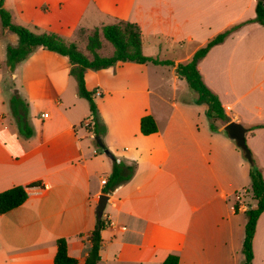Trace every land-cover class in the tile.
<instances>
[{
  "label": "crops",
  "instance_id": "obj_1",
  "mask_svg": "<svg viewBox=\"0 0 264 264\" xmlns=\"http://www.w3.org/2000/svg\"><path fill=\"white\" fill-rule=\"evenodd\" d=\"M257 2L5 0L16 23L77 45L106 24L136 22L143 52L174 65L126 61L86 71L113 159L94 144L90 103L78 94L68 56L38 47L16 67L19 85L5 82L11 31L0 19V192L39 182L27 188L23 204L0 213V264H54L62 237L69 254L86 264L99 196L106 193L102 180L111 176L115 159L132 166L133 174L106 193L108 226L98 264H161L170 253L179 254V264H244L245 212L257 205L249 192L251 163L224 120L212 129L207 105L196 103L176 65L241 23L199 67L230 119L248 128V146L264 175V24L254 21ZM15 88L29 104L30 138L12 115ZM147 114L158 125L148 135L140 126ZM253 248V264H264V212Z\"/></svg>",
  "mask_w": 264,
  "mask_h": 264
},
{
  "label": "trees",
  "instance_id": "obj_2",
  "mask_svg": "<svg viewBox=\"0 0 264 264\" xmlns=\"http://www.w3.org/2000/svg\"><path fill=\"white\" fill-rule=\"evenodd\" d=\"M0 19L6 31H12L18 35L16 45L9 43L7 46V64L10 70L14 71L18 64L26 60L38 47H46L52 52L68 56L70 59V74L76 79L78 94L86 98L90 103L93 125L89 126L97 135H104L107 131L105 124L98 118V105L94 100V92L86 86L85 74L88 69H103L117 64L118 62L133 61L137 63L152 62L154 64L174 65V61L160 59L146 55L142 47V33L140 26L136 22L128 20H118L117 22L106 24L101 28H96L88 37L87 49L92 53L89 57L78 48L75 42L65 40L56 32L36 33L30 28L18 24L13 20L12 12L5 6V0H0ZM254 21L264 24V1L258 0L256 5V17ZM241 23L224 30L210 39L204 46L199 48L193 56L176 65V73L181 79H185L190 89L196 92V103L207 105V116L210 119L212 129H216V121L224 120L226 123L232 121L220 99L204 81L203 74L199 67L200 60L206 56L209 50L216 44L223 42L226 37L237 29ZM111 42L114 52L111 55H101L99 49L103 45L102 38ZM12 115L17 124L20 134L25 138H30L34 134V127L29 118V104L19 94L18 90L10 99ZM141 132L152 134L158 131L155 118L147 114L141 119ZM227 132V131H226ZM94 144L97 148L103 149L96 138ZM250 168L252 185L249 189L252 198L256 201L255 207L246 210L247 222L245 226V238L243 242V253L245 255L244 264H253L254 261V237L260 215L264 212V175L262 168L253 156ZM133 174V167L126 165L119 160H113L112 172L104 192L108 193L119 185L128 181ZM34 182L30 186L37 185ZM30 186L15 185L0 192V213H5L23 204L29 197L27 188ZM235 208H239V200L235 201ZM108 226V222L102 216L98 219L95 228L92 230L90 239L91 249L86 258V264H98L101 259L102 231ZM180 256L177 253H170L161 264H179ZM54 264H78V259L68 252L67 238L62 237L57 240V252Z\"/></svg>",
  "mask_w": 264,
  "mask_h": 264
},
{
  "label": "water",
  "instance_id": "obj_3",
  "mask_svg": "<svg viewBox=\"0 0 264 264\" xmlns=\"http://www.w3.org/2000/svg\"><path fill=\"white\" fill-rule=\"evenodd\" d=\"M224 128L228 132L229 136L234 140H236L238 146L244 151L245 156L251 162L253 159V155L246 140V132L248 131V128L243 123L236 120H232L226 123ZM95 138L99 143V145L104 149V152L114 159V156L111 154L110 150L106 147L102 136L97 135L95 136ZM108 200H109V195L106 193H102L99 196L98 204L96 207V212L99 218L103 216Z\"/></svg>",
  "mask_w": 264,
  "mask_h": 264
},
{
  "label": "rangeland",
  "instance_id": "obj_4",
  "mask_svg": "<svg viewBox=\"0 0 264 264\" xmlns=\"http://www.w3.org/2000/svg\"><path fill=\"white\" fill-rule=\"evenodd\" d=\"M2 28H3V26H2ZM32 30H34V28H32ZM5 39H7V41H11V43L12 42H16L17 43V41H18V35L16 33L12 32V31L11 32H7V35H6V38ZM77 43H78V48L81 51L87 53V50H88L87 49V43L88 42L86 41V39L85 40L80 39V40H78ZM103 43L106 44V47L103 48V49H101L100 50V53L102 55H111L113 53V51H114L113 44L111 42H109L108 40H106V39H103ZM171 51H172L171 55L178 54L179 53V52H177V50H171ZM6 53H7V50H6V48H4V53H3L4 58L3 59H6V56H7ZM88 53H89V50H88ZM0 55H1V52H0ZM1 65L4 66V62H1ZM5 70L6 69H3L4 75H5V82L9 86H11V87H15V84H18L19 85L20 80L16 77V73L17 72L15 70L12 71L10 69H9L10 72H6ZM15 89L17 90L18 88H15ZM11 95H13V94H11ZM216 122H218V121H216ZM225 123H226L225 121L222 122V124H225Z\"/></svg>",
  "mask_w": 264,
  "mask_h": 264
},
{
  "label": "built area",
  "instance_id": "obj_5",
  "mask_svg": "<svg viewBox=\"0 0 264 264\" xmlns=\"http://www.w3.org/2000/svg\"><path fill=\"white\" fill-rule=\"evenodd\" d=\"M97 94H100V92H97ZM44 115H45V114H44ZM107 181H108L107 179H103V180H102V182H103L104 184H106Z\"/></svg>",
  "mask_w": 264,
  "mask_h": 264
}]
</instances>
